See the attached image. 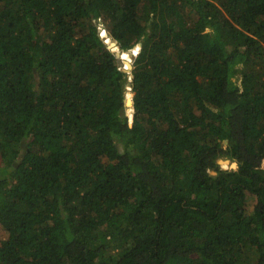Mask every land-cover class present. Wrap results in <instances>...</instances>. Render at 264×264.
I'll use <instances>...</instances> for the list:
<instances>
[{
    "label": "trees",
    "instance_id": "trees-1",
    "mask_svg": "<svg viewBox=\"0 0 264 264\" xmlns=\"http://www.w3.org/2000/svg\"><path fill=\"white\" fill-rule=\"evenodd\" d=\"M0 229V264H264V0H0Z\"/></svg>",
    "mask_w": 264,
    "mask_h": 264
},
{
    "label": "water",
    "instance_id": "water-1",
    "mask_svg": "<svg viewBox=\"0 0 264 264\" xmlns=\"http://www.w3.org/2000/svg\"><path fill=\"white\" fill-rule=\"evenodd\" d=\"M223 142L226 144L227 143V139H224ZM220 160H221V157H218L215 160L218 165H220V163H221ZM232 162H234V165L232 166L233 169L237 168V162L235 160H232ZM210 173L213 174V175H216V171H214V170H211Z\"/></svg>",
    "mask_w": 264,
    "mask_h": 264
},
{
    "label": "rangeland",
    "instance_id": "rangeland-1",
    "mask_svg": "<svg viewBox=\"0 0 264 264\" xmlns=\"http://www.w3.org/2000/svg\"><path fill=\"white\" fill-rule=\"evenodd\" d=\"M226 144L223 142V147L225 146ZM211 171V170H210ZM213 175V174H212ZM6 237V233L2 230V229H0V239H3V238H5Z\"/></svg>",
    "mask_w": 264,
    "mask_h": 264
}]
</instances>
